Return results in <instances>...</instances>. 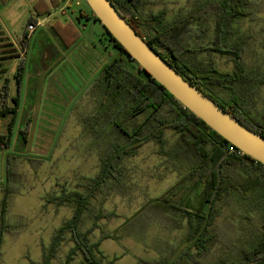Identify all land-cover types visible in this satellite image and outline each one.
<instances>
[{
    "label": "rangeland",
    "instance_id": "1",
    "mask_svg": "<svg viewBox=\"0 0 264 264\" xmlns=\"http://www.w3.org/2000/svg\"><path fill=\"white\" fill-rule=\"evenodd\" d=\"M34 1L11 0L6 6L0 2V23L11 32L0 26V39H4L0 41V50L11 47L16 50L11 54H0V84L6 75L11 77L12 97L17 96L13 78L16 65L22 57L26 60L19 111L14 118L10 144L7 148L0 146V204L7 182L8 163H13V157H16L15 170L10 175V183L15 190L11 194L7 214L11 232L5 234L0 264H44L43 248L50 245L56 230L74 212L69 206L46 204V199L51 194L59 195L63 189L81 190L79 185L83 179L95 177L100 171L105 144L96 138L86 121L97 112L93 85L103 68L119 53L98 21L85 17L78 19L82 9L88 14L84 0H65L55 14L45 18L48 22L42 23L31 34L24 54L16 37L33 14ZM204 1L208 0H148L140 12L143 18L162 15L166 23H172ZM61 9L66 13L63 14ZM249 12L248 17L234 21L236 33L222 46L228 50L234 44H240L243 49L240 62L248 72L247 81L243 85L240 84L243 82H237L231 91L216 84L209 85L208 92L223 103L235 105L253 120L262 118L264 114V84L261 82L264 77V0H252ZM55 21L63 26L73 21L75 25L74 31L79 38L68 48L52 28ZM207 25L210 32L202 39H194L195 49L211 46L214 19L211 18ZM5 42L12 46H5ZM4 56L13 59L1 60ZM199 58L205 65L213 64L223 74L235 71L232 56L203 52ZM10 104L14 105L12 101ZM240 105H247L246 110ZM11 119V116L0 119V135H8L7 124ZM140 120L132 121L127 125L128 129L132 130ZM164 139L165 152L151 142L134 156L124 159L119 165L122 184H118L107 199L98 198L92 202L94 216L104 215L98 221L99 228L91 236L92 241H100L99 250L109 260L116 258L114 264L156 262L170 256L175 248L181 250L186 246L185 222L176 230L169 231L155 223L139 220L123 231L125 224L145 204L173 186L186 170L176 167L166 154L177 147L179 135L168 130ZM30 157L41 160L29 161ZM218 209L220 215L214 232L219 231L222 239L231 236L229 230L222 229L227 219L238 225L244 237L259 229L256 221L242 218L244 210L234 198L231 203L221 202ZM91 214L86 215L84 230L94 222ZM72 246V242L65 241L51 264H64ZM225 252L228 250L223 243L217 241L212 253L201 257V261L211 264ZM71 264H83L82 256H77Z\"/></svg>",
    "mask_w": 264,
    "mask_h": 264
},
{
    "label": "trees",
    "instance_id": "2",
    "mask_svg": "<svg viewBox=\"0 0 264 264\" xmlns=\"http://www.w3.org/2000/svg\"><path fill=\"white\" fill-rule=\"evenodd\" d=\"M0 1L7 4L10 0ZM110 1L134 31L183 78L197 86L242 124L264 136V114L260 119L251 120L235 105L230 102L221 105L208 92L209 85L216 84L231 91L237 82H243L240 83L243 85L247 81L248 72L240 62V52L243 50L240 44L236 43L228 50L222 46L236 33L233 28L234 21L250 14L252 0L204 1L188 15L172 23H166L162 15L143 18L140 9L148 0ZM61 6L62 3L58 0H37L26 28L30 24L36 25L38 17H46L53 9ZM87 8L88 14L85 16L80 11L78 19L85 17L98 21L88 5ZM211 18L214 19L211 46L195 49L194 39H202L210 32L207 23ZM73 24L68 22L63 26L59 21L52 24L53 30L67 48L79 38ZM104 32L119 53L103 68L93 85L97 112L86 121L96 138L103 140L105 144L101 168L95 177L83 179L84 182L79 185L81 190L63 189L59 195L51 194L46 199V204L69 206L74 212L72 217L56 230L50 245L43 248V263L51 264L62 244L69 240L73 246L64 264H71L77 256H82L83 264H114L116 258L109 260L99 250L100 241H92V234L99 228L98 221L104 216L102 213L94 216L92 202L98 198L107 199L114 193L116 186L122 184L120 163L134 156L140 148L153 142L165 152L164 137L166 132L171 130L179 135V141L177 147L166 154L176 167L186 170L173 186L145 204L125 224L123 231L139 220L155 223L169 231L176 230L185 222L186 246L181 250L175 248L166 258L144 264H203L201 257H208L217 241L222 242L228 252L211 264H263L264 165L240 152L185 108L128 55L106 29ZM29 42L30 37L25 31L20 38V46L25 53ZM203 52L232 56L234 73L223 74L213 64L205 65L199 58ZM25 71L26 60L22 58L14 75L17 85L16 97H11L9 77L0 89V119L12 117L11 122L7 124L8 135H0L1 148H7L10 144L14 118L19 111ZM261 82L264 84V77ZM11 101L14 105L10 104ZM240 106L246 110L247 105ZM137 118H141L140 122L129 130L127 125ZM99 126L101 128H97ZM15 159L13 163H8L7 182L3 187L0 204V256L5 234L11 232L7 214L10 197L15 190L10 183V175L16 166ZM40 160L30 157L29 161ZM233 198L244 210L242 218L249 222L256 221L260 226L257 232L244 237L238 225L232 219H227L222 229L229 230L231 236L222 239L219 231L214 232L217 217L220 215L218 205L223 201L231 203ZM87 214L93 216L94 222L90 228L84 230Z\"/></svg>",
    "mask_w": 264,
    "mask_h": 264
},
{
    "label": "water",
    "instance_id": "3",
    "mask_svg": "<svg viewBox=\"0 0 264 264\" xmlns=\"http://www.w3.org/2000/svg\"><path fill=\"white\" fill-rule=\"evenodd\" d=\"M84 1L104 29L155 81L240 152L264 165V136L242 124L183 78L134 31L110 0Z\"/></svg>",
    "mask_w": 264,
    "mask_h": 264
},
{
    "label": "crops",
    "instance_id": "4",
    "mask_svg": "<svg viewBox=\"0 0 264 264\" xmlns=\"http://www.w3.org/2000/svg\"><path fill=\"white\" fill-rule=\"evenodd\" d=\"M10 1H11V0H10ZM10 1H9V2H10ZM36 1H37V0L34 1V4H35ZM58 1H61V3L64 2V0H58ZM68 1H71V0H68ZM68 1H67V4H68ZM0 2H1V1H0ZM9 2H8L7 4H3V5L6 6V5L9 4ZM1 3H2V2H1ZM48 3L51 5V3H50L49 1H48ZM65 3H66V2H65ZM34 4H33V5H34ZM67 4H66V5H67ZM66 5H65V6H66ZM77 5H80V2H79V1H77ZM65 6H64V7H65ZM63 9H64V8H63ZM63 9H61V11H62V13L64 14V13H66V12H65V10H63ZM56 11H57V9H56V10L53 9V12H52L50 15L46 16V17L51 16L53 13L55 14ZM81 12H82L85 16L87 15V13H86L85 10L82 9ZM79 13H80V12H79ZM46 17H38V18H37V20H38L37 27H38V26H41L42 23H46V22H48V20H47L48 18L45 19ZM44 19H45V20H44ZM86 19H87V18H86ZM79 20H80V19H79ZM87 20H88V19H87ZM55 22H56V21H55ZM55 22H53V23H55ZM72 22H73V21H72ZM53 23H52V24H53ZM0 26H1V28H2L4 25L0 23ZM4 27H5V26H4ZM2 29H3V28H2ZM5 30H6L7 32H10V31L7 30V27H5ZM25 31L27 32L28 36L31 37V34H33L36 30H35L33 33H30V32L27 30L26 26H25V27L23 28L22 32H21L19 35H17V37H16V40L18 41V44H19V45H20V38H21V35H22ZM10 33H11V32H10ZM3 40H4V39H0V41H3ZM9 45L12 46V44H10L9 42H8V43L5 42V46L9 47ZM7 47H6V48H7ZM20 47H21V46H20ZM16 49H18V47H16ZM14 51H16L15 48H14V47H11L10 49L0 50V54H5V55H6V54H9V53L11 54V52H14ZM26 53H27V52H26ZM26 53L24 52V54H26ZM22 58H25V57H22ZM22 58H21V59H22ZM7 59H13V58H12V57L4 56L3 59H1V60H7ZM16 59H17V58H16ZM21 59H19L18 63L20 62ZM18 63H17V65H18ZM17 65H16V68H17ZM13 75H15V74H13ZM7 77L10 78V83H11V77H10L9 75H6V76L3 78L2 83L0 84V89H1V86H2V84L4 83V81H5V79H6ZM13 78H14V77H13ZM11 89H12V86H11ZM11 97H12V96H11Z\"/></svg>",
    "mask_w": 264,
    "mask_h": 264
},
{
    "label": "built area",
    "instance_id": "5",
    "mask_svg": "<svg viewBox=\"0 0 264 264\" xmlns=\"http://www.w3.org/2000/svg\"><path fill=\"white\" fill-rule=\"evenodd\" d=\"M37 29V24H30L27 28V30L30 32V33H33L35 30Z\"/></svg>",
    "mask_w": 264,
    "mask_h": 264
},
{
    "label": "flooded vegetation",
    "instance_id": "6",
    "mask_svg": "<svg viewBox=\"0 0 264 264\" xmlns=\"http://www.w3.org/2000/svg\"><path fill=\"white\" fill-rule=\"evenodd\" d=\"M217 102H219L221 105L223 104V102L219 101L218 99H215Z\"/></svg>",
    "mask_w": 264,
    "mask_h": 264
}]
</instances>
